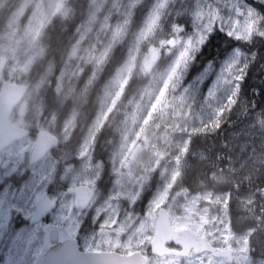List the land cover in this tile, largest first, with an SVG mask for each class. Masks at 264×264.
Returning a JSON list of instances; mask_svg holds the SVG:
<instances>
[{
    "label": "rangeland",
    "instance_id": "rangeland-1",
    "mask_svg": "<svg viewBox=\"0 0 264 264\" xmlns=\"http://www.w3.org/2000/svg\"><path fill=\"white\" fill-rule=\"evenodd\" d=\"M71 1L0 0V83L5 78L20 82L29 77L31 68L45 56L46 28L57 17H70ZM86 1V19L54 81L59 100L47 127L56 126L60 108L69 105L71 114L61 131L67 141L86 95L98 83L114 49L126 39L127 57L114 76L98 86V115L71 153L80 161L64 163L68 165L65 170L50 153L39 165L23 164L31 139L0 150L1 183L16 174L40 189L27 208L6 206L0 196V233L13 213L30 216L49 187L50 197L58 201L54 221L77 237L84 251H138L148 264H264V247H258L255 234L261 222L253 215L259 200L254 186L250 188L251 181L264 176V96L251 105L240 94L253 64L262 62L258 70L264 73V57L259 52L249 54L240 45L231 48L218 66L209 64L200 74H190L195 56L219 31L244 43L264 38V0ZM146 1L149 6L141 24L133 26L136 9ZM182 18L187 22L182 23ZM53 74L51 66L42 82L52 85ZM135 76L144 82L130 92L128 86ZM19 113L15 123L28 122L27 110ZM230 124L238 130L225 135L230 143L224 151L225 165L217 166L216 156L212 164H205L211 153L190 141L204 137L207 128L215 131ZM105 127L112 133L111 162L116 176L103 192L99 186L103 164L94 162L93 147ZM198 142L205 144V139ZM5 160L10 164L2 169ZM202 169H208L214 186L232 182L236 192H216L213 186L198 193L190 190L184 184L186 174L200 175ZM58 173L59 181L66 180L64 188L53 186ZM79 185H88L96 193L85 211L76 209L74 196L66 191ZM259 196H264V185ZM231 199L239 213L237 224L252 220L257 227L244 232L235 229ZM161 207L170 212L175 229L206 236L218 250L231 249L233 261L211 253L187 257L149 253ZM87 219L95 228L84 231ZM38 249L1 248L0 253L16 264H34Z\"/></svg>",
    "mask_w": 264,
    "mask_h": 264
},
{
    "label": "flooded vegetation",
    "instance_id": "flooded-vegetation-1",
    "mask_svg": "<svg viewBox=\"0 0 264 264\" xmlns=\"http://www.w3.org/2000/svg\"><path fill=\"white\" fill-rule=\"evenodd\" d=\"M218 33L224 34V32H222V31L217 32V34ZM224 35H226V34H224ZM232 40H234V39H232ZM261 41L264 43V38H257L253 43H247L248 46L243 47V48L249 54L254 53V52H259V55L261 57H263L264 51L260 50L262 46H256V42L261 44ZM238 42H240V41H238ZM240 45L241 44L236 45V46H240ZM236 46H234V47H236ZM234 47H232V48H234ZM230 50L227 53H229ZM111 56H112V54H111ZM111 56H110V58H111ZM196 56H195V59H194V62L192 64L191 71H190V74H192V75L200 74L209 64L218 66L222 62V60L224 59V57L219 58V59L214 57L209 62H206L205 66L201 70H198V68H196V66H195L196 65ZM110 58H109L107 64L109 63ZM38 63L34 67L31 68L30 73H29V77L24 79L23 81L21 80L20 82H16V81H11V80H8L5 78V80H3L0 83V94H1V90H2L3 85L7 82L11 83V84H15V85L25 87V94L23 95L19 104L14 108L10 119H11V123L13 125L19 126L20 128L28 131L27 136H25L22 139L14 141L8 147H5V148L0 147V150H7V149L13 147L14 145L24 141V140L31 139V141H32L31 148L26 153L25 163L23 162V164H28L29 166H30V164L34 165V166L39 165L41 162H43L44 160H46L48 158V155L50 153L56 155V157L60 160L59 163L61 166L64 165V163H73L74 164L75 162L80 161L81 158L73 156V155H71V153H73L81 145L82 141L85 138L86 131L88 130L90 125H92V123L96 119L98 112H99L98 111V105H97V103H98L97 98L98 97H96V92H97L98 86L102 82L103 83L107 82L110 79V78H108V74H107V69H106L107 64L105 65V67L102 71V74H101V77H100L98 83L93 87V89L88 93V95H86V101H85L84 105L80 108L79 114L77 115L76 120H75V122H76L75 127H73V129L70 131L71 134H70L69 139L67 141H63V133H61V131L64 129V124L67 121V118L69 119L70 114H71L69 105H67L65 107L62 106L60 108V111L58 112V115L56 116V121H55L56 126L53 125L51 127H47V125H48L47 123H48L49 114L50 115L55 114V112L57 111V101L59 100V98H58V95L55 93V82L54 81H55L56 76L61 72L64 65L59 67V68L52 67L53 71H54V74H53V77L51 80L52 85H48L47 83L42 82V78H43V75L46 73L47 69L50 67L49 66H43V67L38 68ZM261 63H258V64H261ZM258 64H256V65L253 64L251 66V69L248 71V75L245 78H243V81L241 83L242 86L240 89V94L243 95V99L248 100V102L251 105L253 102L257 103L256 99H260L261 97L264 96V73L262 74L261 72L258 71L259 68L260 69L263 68V65L261 67V66H258ZM260 76H262V77L260 78ZM243 83H244L245 87H243ZM93 101H95V103L97 105L96 108L92 112L91 116L89 115L90 113L87 116H84V112L86 111L87 106H89L91 104L93 105ZM24 109H26L28 112V114H27L28 122L25 121L24 124L20 123L18 125L15 123V120L18 118V116H20L19 112L23 111ZM236 112L238 113V111H236ZM41 122H45L46 126H43ZM225 129H226V133H225ZM235 130H238V127L235 124H230V125H228V127L226 126V128L223 127L221 129H217L215 131H213V130L211 131L210 128H207L206 131L203 132L202 136H204V137L195 138L193 141H190V145H193V146L196 145V146H198L197 149H202L207 153H209V152L211 153V158H210L211 160L207 159L205 161V164H208L209 162L211 163L213 158L216 156L217 166H221V165L223 166V165H225V162H226V159L224 158V155H225L224 151H225V149L228 150L229 145H230V143L227 141V137H225V135H229V134H231V132H234ZM41 132H49L53 136H56L59 144H58V146L51 148L39 160L33 162L32 157L34 154V149H35V146L37 144L38 135ZM227 132H229V133L227 134ZM111 134L112 133H111L109 128L105 127L104 129H102V131L98 135V139L95 143V146L93 147L94 162L103 164L104 170H103V174H102V179L99 183L100 189L103 192H106L108 190V188L110 187V183L112 182V179H114V177L116 176L115 173L112 171L113 170L112 167H114V163L111 162V159H112V154H113L114 148H113L112 143H111V140H112ZM203 139H205V144H203V142H202ZM197 141H200L202 143H199V142L197 143ZM98 150H100V151L102 150V151L99 153ZM64 158H67V159H64ZM192 160L193 159L190 158V161H192ZM6 161L8 162V165H9L10 162L8 160H5L4 162H6ZM3 163H2L1 167H2V169H6L8 167V165L6 167H3ZM67 166L68 165H64L65 170H67V168H68ZM59 175H60V173L57 174V178H56V181H55L53 186L64 188L63 183H66L65 182L66 180L62 177V178H60V181H59L58 180ZM193 175L187 173L185 176V179L186 178L188 180L192 179L191 176H193ZM12 177H15L17 179L20 178V177H17V175L15 174L11 177L5 178V180H9L11 182ZM194 178H195V180H193V181H195V183H194L195 187H196V182H197L198 184L200 183L199 186H197L199 188H196L194 190L193 189L194 185L192 187L186 186L190 190H193V191L198 193L201 190H203L204 187H206L207 189H209V187H212L213 183L211 184V186L209 185V180L211 181V179L209 178V175H208V169L205 170V172H203V169H202L200 175L197 174V175H195ZM217 186H218V189H216L217 187L216 188L214 187L215 189H212V190H215L216 192L224 193L223 189H222L223 186L222 187H219V185H217ZM79 187H88L89 189L92 190L93 195L87 202L81 203L79 200L78 193L74 191V189H77ZM250 188L253 189L251 186H250ZM47 189H50V188L48 187ZM66 191L70 195L74 196L76 209L77 210H84V211L90 207V205L94 201L95 194H96L95 190L88 185H79L76 187H67ZM44 195H47V197L50 198L51 201L54 202V204H55V206L53 208H51L50 210H47L44 214L53 213V210H55L57 208L58 201L53 200L50 197V195L48 194V192L44 191L39 196L37 203H36V207L34 209H32L30 216H36L38 201ZM145 198H146V194L144 196V199ZM142 202L143 201L141 200L139 203H142ZM161 209H163V208L161 207L158 210L157 221L155 224L156 225L155 226V233L153 235V238L151 241V247H150V251H149V253H151L152 255H157V254L152 253V242H153V239H154L155 234H156V227H157V223L159 220V215H160ZM135 211H137L139 213L143 212L142 209L140 211H138V209H135ZM168 213L170 214L169 211H168ZM44 214H42V215H44ZM170 219H171V214H170ZM52 225L63 227L70 233V231L65 226L61 225L60 223H57L54 221V223ZM171 225H172V219H171ZM84 226H85V228L83 229L84 231H88L87 229L91 230L92 228H95V226L92 225V223L90 222L89 219H87ZM176 230H182V229H176ZM73 237L77 240L80 250L85 252L80 246L79 239L75 236H73ZM167 247L169 249L175 250V251L183 250V248L181 246L177 245L174 242L168 243ZM0 250H1V248H0ZM91 252H103V251H91ZM136 252H138V251H136ZM253 252H254V250H253ZM133 253H135V252H133ZM133 253H130V254H133ZM206 253L209 254L210 252H204L202 254H206ZM130 254H124V255H130ZM192 254L202 255V254L196 253L194 250H192L189 255H179V254H171V255H175L178 257H187V256H190ZM253 254H255V253H253ZM40 255H41V250L38 249L37 255L35 256V263L34 264H38L39 259H40ZM144 257L147 259L146 256H144ZM0 264H16V263H15L14 259H9L6 254L0 253ZM147 264H148V259H147Z\"/></svg>",
    "mask_w": 264,
    "mask_h": 264
},
{
    "label": "water",
    "instance_id": "water-1",
    "mask_svg": "<svg viewBox=\"0 0 264 264\" xmlns=\"http://www.w3.org/2000/svg\"><path fill=\"white\" fill-rule=\"evenodd\" d=\"M25 87L5 83L0 94V147L10 146L14 141L24 138L28 131L11 123V114L19 104ZM56 136L49 132H41L38 135L37 144L34 149L32 161L39 160L51 148L58 146ZM8 162L3 163L6 167ZM79 195L80 202H87L93 195L88 187L74 189ZM55 206L47 195L42 196L37 205L36 216H41L47 210ZM50 235L55 236L61 246L69 253V264H147V259L140 252L124 255L116 251L91 252L81 251L77 240L63 227L51 226ZM174 242L181 246L183 250L175 251L167 247L168 243ZM194 250L198 254L210 252L216 257H225L230 262L233 261V251L231 249H216L206 236L194 233L189 229L176 230L171 225L170 214L166 209L160 210L159 220L156 227V234L152 242V253L159 256L166 254L189 255ZM38 264H48L46 254L41 251Z\"/></svg>",
    "mask_w": 264,
    "mask_h": 264
},
{
    "label": "trees",
    "instance_id": "trees-1",
    "mask_svg": "<svg viewBox=\"0 0 264 264\" xmlns=\"http://www.w3.org/2000/svg\"><path fill=\"white\" fill-rule=\"evenodd\" d=\"M70 6L72 9V14L69 18L63 19L61 17L55 18L51 24L46 28L45 34L43 36V43L46 47V53L42 60L38 63V68L43 66H49V67H55L59 68L64 65V63L67 61V58L69 56L71 47L73 45V42L75 40L76 32L78 28L81 26V24L85 21L87 16V1L86 0H72L70 2ZM149 6V1H146L143 5L139 6L136 9L134 18H133V26H138L142 22V18L144 16V13L147 11ZM257 6H260L257 4ZM261 8L264 10V6L261 5ZM182 23H186L187 20L184 18L181 19ZM168 24L165 26L167 27ZM135 29V28H134ZM241 44L243 47L248 46L247 43L234 41L228 36L224 34H214L212 35L208 42L205 43V45L202 47V49L198 52L196 56V68L198 70H201L206 62H209L212 58H223L227 54V52L234 46ZM264 43L261 41V44L256 42V46H262L261 51H264ZM128 52V39L124 40L120 45H118L110 58L109 63L106 66L108 78H111L114 76L115 72L119 68V66L125 61L127 57ZM264 57V55H263ZM261 63V62H258ZM257 63V64H258ZM259 68V67H258ZM260 72V70H258ZM262 76H260L261 78ZM143 79L141 80L137 76H135L130 85L128 86V90L131 92V90H135L136 88H139L141 84H143ZM243 87H245L243 83ZM246 94V93H245ZM248 96V95H247ZM96 103L93 101V105H89L86 108V111L84 112V116L89 115L91 116L92 112L96 108ZM91 111V112H90ZM105 136V135H104ZM99 153L102 151L98 150ZM264 175V174H263ZM192 179H184L185 186L193 187L195 190L198 186V183L196 182L195 187V175L191 176ZM211 182L209 180V185L211 186ZM264 185V176L260 175L259 177H256L254 181L250 182V186L253 187L257 191V198L258 202L254 204V210L253 215L254 217H257L261 222V226L258 228V231H256L255 234H258L256 237L257 239V245L258 247L262 248L264 247V196L261 197L259 194L262 192V186ZM213 186V184H212ZM217 187L218 186H213ZM223 192L225 193H234L236 192V188L232 182L225 184L223 186ZM241 191L248 192V189L242 188ZM260 192V193H258ZM235 201L231 199V216H232V222L233 226L238 232H244L246 230H252L253 228L257 227L255 226V222L252 220L243 221L240 224H237V217L239 213L236 211V208L234 207Z\"/></svg>",
    "mask_w": 264,
    "mask_h": 264
},
{
    "label": "snow or ice",
    "instance_id": "snow-or-ice-1",
    "mask_svg": "<svg viewBox=\"0 0 264 264\" xmlns=\"http://www.w3.org/2000/svg\"><path fill=\"white\" fill-rule=\"evenodd\" d=\"M26 179L12 177L11 182L5 180L0 183V196L4 197L6 206L27 208L32 203L40 189L25 183ZM46 191L49 195L52 194L51 189ZM53 223V213L29 217L22 212H15L11 215L4 232L0 233V248L24 251L39 248L46 254L48 264H69V253L55 236L50 235Z\"/></svg>",
    "mask_w": 264,
    "mask_h": 264
}]
</instances>
